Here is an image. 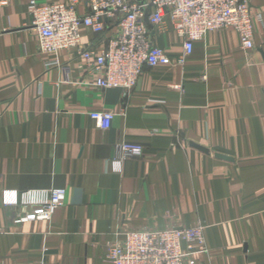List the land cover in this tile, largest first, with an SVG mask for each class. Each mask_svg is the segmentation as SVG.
<instances>
[{
	"label": "crops",
	"instance_id": "crops-1",
	"mask_svg": "<svg viewBox=\"0 0 264 264\" xmlns=\"http://www.w3.org/2000/svg\"><path fill=\"white\" fill-rule=\"evenodd\" d=\"M30 0H0V264H113L109 243L130 230L202 225L208 251L196 264H264V0L249 49L231 29L193 42L154 31L172 64L144 65L128 91L78 83L79 48L115 30L80 28L58 54L73 71L44 66ZM38 3L66 0H36ZM83 13V7H77ZM114 113L106 129L90 112ZM122 141L143 147L116 157ZM63 187L50 219L14 223L4 190Z\"/></svg>",
	"mask_w": 264,
	"mask_h": 264
},
{
	"label": "built area",
	"instance_id": "built-area-1",
	"mask_svg": "<svg viewBox=\"0 0 264 264\" xmlns=\"http://www.w3.org/2000/svg\"><path fill=\"white\" fill-rule=\"evenodd\" d=\"M78 6L83 7V13L78 12ZM28 11L44 66L58 67L63 75L61 82L67 80L73 66L61 64L58 54L79 47L81 27L99 33L107 19H114V32L97 48L77 50L75 67L86 75L78 83L124 91L135 85L144 65L172 64L166 51L154 44V31L170 29L183 41V52L175 60L182 63L195 40L219 29H233L242 48H252L255 23L261 18L248 0H30ZM113 116L109 110L90 112L102 129L109 127ZM115 149L116 157L121 159L143 153L140 144L126 141ZM65 197L63 187L30 189L19 191L14 202L10 191L4 190L1 201L4 205L17 204L20 212L13 222L21 223L50 219ZM207 251L201 225L130 230L122 240L105 248L113 264H196L197 257Z\"/></svg>",
	"mask_w": 264,
	"mask_h": 264
},
{
	"label": "rangeland",
	"instance_id": "rangeland-1",
	"mask_svg": "<svg viewBox=\"0 0 264 264\" xmlns=\"http://www.w3.org/2000/svg\"><path fill=\"white\" fill-rule=\"evenodd\" d=\"M197 225H199V224H195V225H193V226H197ZM202 226V225H201ZM184 227V226H183Z\"/></svg>",
	"mask_w": 264,
	"mask_h": 264
}]
</instances>
